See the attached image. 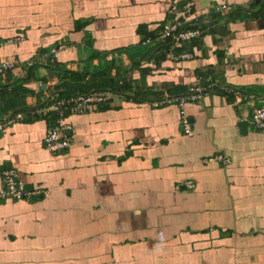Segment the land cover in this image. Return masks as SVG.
Masks as SVG:
<instances>
[{"label": "crops", "instance_id": "obj_1", "mask_svg": "<svg viewBox=\"0 0 264 264\" xmlns=\"http://www.w3.org/2000/svg\"><path fill=\"white\" fill-rule=\"evenodd\" d=\"M174 3L182 10V0H0V40L23 38L0 49V64L15 62L0 76V117L50 98L55 68L107 63L111 78L163 94L207 79L264 96V0H194L186 27L202 34L178 61L141 50ZM152 103L125 95L67 112L60 154L45 149L44 117L0 133V188L15 170L31 192L0 201V264H264V132L250 105L210 92L185 106L186 136L176 105Z\"/></svg>", "mask_w": 264, "mask_h": 264}, {"label": "built area", "instance_id": "obj_2", "mask_svg": "<svg viewBox=\"0 0 264 264\" xmlns=\"http://www.w3.org/2000/svg\"><path fill=\"white\" fill-rule=\"evenodd\" d=\"M184 2L182 10H178L177 5L174 3L169 8V15L171 20L165 23L158 34V41L170 40L174 46L181 43L191 42L201 37V31L199 29H189L186 27V23L190 20L192 8L194 6V0H182ZM216 12L220 14L228 13L231 7L227 4H221L216 7ZM23 40L22 37L8 38L6 40H0V49L19 43ZM169 59L172 61L188 60L192 57L190 53H181L174 55L169 53ZM57 58V50L51 49L48 53L44 54L41 60L46 63L54 61ZM15 62L4 61L0 64V76L6 71H10L14 68ZM217 85L215 82L204 85L200 81H196L194 84L188 86L187 93L178 97H169L164 94L163 98L158 101H152L153 106L157 107L161 104H174L179 109L180 114V126L182 132L186 136L192 135L191 124L185 114V106L188 103H198L201 99L212 92ZM119 98L118 95L111 91H95L87 95H79L70 100H62L52 104L48 109L42 111L46 114L48 111L55 112L58 117L55 125L48 128L44 137L45 149L52 154H60L67 150L71 146L70 127L64 122V113L66 110H70L74 114H80L85 112L91 107H95L99 104L114 103ZM245 99L246 103L250 105L249 109V124L257 131L264 132V96L256 95H242L240 92H235V101L242 103ZM28 107H34L30 105ZM38 113L33 111L32 113ZM23 115L21 113L16 114L14 117H5L0 120V133H3L9 126L17 121L21 120ZM218 163H222L224 166L230 164V160L222 155H216L210 159ZM2 186L0 188V201L15 200L22 201L29 199L31 192H28L25 183L19 178L15 170H5L1 173ZM188 188H192V184H187Z\"/></svg>", "mask_w": 264, "mask_h": 264}, {"label": "trees", "instance_id": "obj_3", "mask_svg": "<svg viewBox=\"0 0 264 264\" xmlns=\"http://www.w3.org/2000/svg\"><path fill=\"white\" fill-rule=\"evenodd\" d=\"M164 25V24H163ZM163 27V26H162ZM161 27V28H162ZM192 29H199L200 31L202 30L200 27H191ZM190 28V29H191ZM160 32V31H159ZM158 32V34H159ZM158 34H156L155 36H152L150 38H146L144 39V43L146 46H143V48H141V50H144L145 48H148L149 46L152 48H156L159 50H162L166 53H173L174 55H179L181 53H189L191 52V48L193 46L195 42V40L191 41V42H187L182 44L181 46H174L173 43L170 40H166V41H158ZM197 40V39H196ZM93 53V52H92ZM138 58H140L142 61H144L146 59L145 55H140L138 56ZM133 58V62L131 63V69H134L136 66H139V64H137V62H134ZM114 69L113 68V64H104L101 67L98 68H94L91 72H88L86 70L83 71H78V72H71L67 69H63V68H55V70H58L61 74V78H60V83L57 86V91L56 92H50L49 93V97H44L42 99L39 100V102L36 104V106L34 107H24L22 109H18L17 110H12L10 109L12 112L7 113L5 116L0 117V120L4 119L5 117H14L16 114L21 113L23 115L22 119L19 121H26L29 118H34V119H39L41 117H44L46 120H48V124L49 127L55 125L56 119L58 117V115L55 112L52 111H48L46 114L42 113L43 110L48 109L52 104L57 103L59 101H64L67 100L69 98H75L76 96L79 95H87L90 94L92 92L95 91H111L114 94L118 95V96H129V98L132 99H140V100H148L150 99V101H158L161 100L164 96L163 93L158 92V91H154L152 89H146L144 87L141 86H133V82L131 81V79H119L120 75L117 76L116 78H111L110 77V70ZM118 71V73L120 74L119 71H121V68H117L116 69ZM124 73H126L128 70L127 69H123L122 70ZM90 77V79L92 81H85L86 78ZM203 84L204 85H208L209 83H213L215 81H207V79L203 80ZM216 83V82H215ZM217 87L214 88V90L212 92L214 93H219L221 95H224L226 98H229V100H231L232 102L235 101V92H240L242 93V95H256V96H261L258 95L255 92H251L248 90H242L239 88H234V87H229V86H225V87H219L218 84L216 83ZM90 86V87H89ZM90 90H92V92H89ZM188 90V86L182 90L180 93H170L167 94L169 97H178V96H182L184 94L187 93ZM23 92H25V90H23ZM87 93V94H84ZM210 93V92H209ZM57 94L56 97H54L53 95ZM78 94V95H77ZM131 94V95H129ZM163 94V95H162ZM173 94V95H172ZM162 95V96H160ZM0 97L2 98V92H0ZM52 97V98H51ZM160 97V98H159ZM158 99V100H154V99ZM246 103L245 99H243L242 104ZM15 108V107H14ZM33 111H37L38 113H32ZM17 121V122H19Z\"/></svg>", "mask_w": 264, "mask_h": 264}, {"label": "rangeland", "instance_id": "obj_4", "mask_svg": "<svg viewBox=\"0 0 264 264\" xmlns=\"http://www.w3.org/2000/svg\"><path fill=\"white\" fill-rule=\"evenodd\" d=\"M119 98H120V96H119ZM68 111L71 112L69 109L66 110L65 113H64V117H65V115L67 114ZM72 113H73V112H72Z\"/></svg>", "mask_w": 264, "mask_h": 264}, {"label": "water", "instance_id": "obj_5", "mask_svg": "<svg viewBox=\"0 0 264 264\" xmlns=\"http://www.w3.org/2000/svg\"><path fill=\"white\" fill-rule=\"evenodd\" d=\"M68 113H70V112L68 111ZM242 125L244 126V125H245V123L243 122V123H242Z\"/></svg>", "mask_w": 264, "mask_h": 264}]
</instances>
